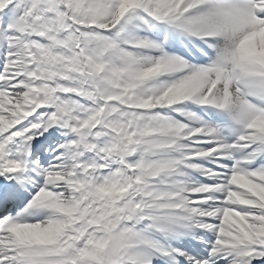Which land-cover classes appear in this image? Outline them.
<instances>
[{"label": "snow or ice", "instance_id": "obj_1", "mask_svg": "<svg viewBox=\"0 0 264 264\" xmlns=\"http://www.w3.org/2000/svg\"><path fill=\"white\" fill-rule=\"evenodd\" d=\"M0 264H264V0H0Z\"/></svg>", "mask_w": 264, "mask_h": 264}]
</instances>
